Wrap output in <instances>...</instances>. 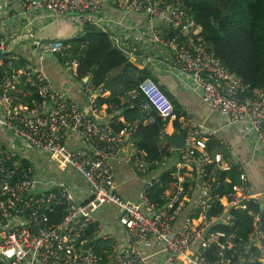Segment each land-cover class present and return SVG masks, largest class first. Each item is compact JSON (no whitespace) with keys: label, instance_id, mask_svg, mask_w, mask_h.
<instances>
[{"label":"built area","instance_id":"2783aa9c","mask_svg":"<svg viewBox=\"0 0 264 264\" xmlns=\"http://www.w3.org/2000/svg\"><path fill=\"white\" fill-rule=\"evenodd\" d=\"M16 1L27 12H47L50 17L76 15L79 36L85 26L96 27L110 36L130 63L137 65L142 59L143 68L150 66L152 72L173 76L184 87L198 91L211 111L232 123L245 124L247 134L264 149V90L248 92L242 79L220 61L183 0ZM108 2L125 15L148 18L149 26L132 42L124 43L120 35L129 30L122 21L103 13ZM26 37L21 41L27 43ZM138 41L161 55L142 54ZM18 42L15 38L14 43ZM32 45L41 54L60 56L93 106L110 95L94 83L91 74L79 79L80 62L72 58L65 41L35 40ZM166 52L171 54L169 60ZM0 67V264H150L142 247L148 246L151 238L161 245L165 264H264L260 211H249L254 227L248 241L214 229L234 227L233 210H248L251 203L262 205L259 196L250 193L248 175L240 173L231 191L217 194L222 184L208 167L214 165L223 173L234 168L224 152L208 151V143L220 139L219 130L200 123L187 108H182L178 116L152 80L140 85L142 103L133 102L138 93H130V108L138 107L141 114H146L142 122L125 123L120 115L125 127L116 131L111 122L100 119L94 110L82 108L66 91L58 89L46 71L29 61L22 62L1 31ZM153 110L164 121H178L180 130L186 129L184 148L177 151L176 181L171 188H165L160 178L165 162L148 160L139 148L138 125L154 124L156 120L150 115ZM73 135L81 142L77 149L69 145ZM167 136L165 128L164 143ZM224 148L231 151L229 145ZM31 150L47 158L45 169H37L25 155ZM125 158L145 178L137 202L117 192L114 164ZM48 165L55 171H49ZM69 170L88 186L82 200L78 189L56 177L58 171ZM226 183H231L230 178ZM158 189L163 190L160 201L152 199ZM195 190L199 191L198 201L185 214ZM108 205L119 210V224L126 229L127 240L114 253L104 252L103 257L96 253L95 241L108 240V234L97 214ZM214 209L218 212L209 216ZM93 227L95 231L89 237ZM213 247L217 248V260L210 262L207 254Z\"/></svg>","mask_w":264,"mask_h":264},{"label":"trees","instance_id":"16d2710c","mask_svg":"<svg viewBox=\"0 0 264 264\" xmlns=\"http://www.w3.org/2000/svg\"><path fill=\"white\" fill-rule=\"evenodd\" d=\"M185 8L203 27L205 40L211 46L220 61L232 72L236 73L248 86V92H260L264 90V0H183ZM69 44L72 58L80 62L78 69L79 79L91 74L97 86H103L110 92L105 98L98 99L100 105H109L122 111L121 116L125 123L134 124L146 116L141 114L138 107L130 108L132 99L130 93L136 92L139 97L133 102L139 104L144 101L140 93V85L150 79L173 104L178 116L182 106L165 86L159 84L154 73L148 69L130 63L113 43L110 36L104 34L94 26H85L84 34L65 42ZM3 76V68L0 67V80ZM150 115L155 118L154 124L140 123L137 129L139 148L147 154L148 160H156L160 164L174 156L171 145L163 144V132L168 121L161 119L155 110ZM111 125L116 131L124 129L125 124L119 117L111 119ZM175 136L181 132V125L175 122ZM210 153L224 151L221 142L214 139L208 143ZM209 171H215L216 177L221 182L217 194L224 195L231 191L233 185L239 182L240 172L237 169L229 173L219 172L214 165L208 167ZM175 166L165 170L161 174V180L166 187L171 188L175 180ZM230 178L231 183H226ZM164 190V188H163ZM162 189H158L153 200H161ZM260 203H251L248 210H233L235 219L234 227L217 226L227 234H234L236 238L249 239L253 231L254 218L249 215L250 210L261 212ZM218 212L214 209L209 213L213 216ZM95 231V227L89 232V237ZM113 243L110 240L95 241L96 253L113 251ZM210 262L217 260V248L213 247L207 254Z\"/></svg>","mask_w":264,"mask_h":264},{"label":"crops","instance_id":"0c3cea01","mask_svg":"<svg viewBox=\"0 0 264 264\" xmlns=\"http://www.w3.org/2000/svg\"><path fill=\"white\" fill-rule=\"evenodd\" d=\"M103 13L114 21H122L128 28L129 32L120 35L124 43L132 42L139 31H143L149 26L148 18L135 13L125 15L115 9L110 2L104 5ZM74 16L76 17V15L68 14L63 17H50L47 12H27L16 0H0V31L3 38L7 40V43L13 49V53L21 57L22 62L29 61L35 67L46 71L54 85L58 89L66 91L71 100L79 106L90 112L94 110V114L99 116L100 119L111 122V119L114 117H120L121 110L106 104L100 105L96 103L93 106V102L80 89V83L77 82L78 79H75V81L72 79L73 76L65 67L62 58L58 55L41 54L32 45V42L35 40L49 41L61 39L68 42L79 36L80 28L77 24V17L74 18ZM24 36H27V43L21 41ZM15 38L19 40L16 44L14 43ZM138 42L142 54L161 55V52L156 51L150 45H145L141 41ZM166 53L165 58L169 60L171 54L170 52ZM141 60H139L138 65L141 69H145L140 65ZM162 67L163 65L160 66V68ZM146 68L148 70L151 69L150 66ZM154 76H156L159 84L165 86L175 97L182 108H187L191 111L196 120L210 129L219 130L220 139L217 141L222 143L223 148L225 145L231 147L230 152L225 151V148L222 151L225 158L237 171L248 175L250 193L258 195L260 202L264 206V149L255 142L252 135L247 134V126L243 123H232L228 117L211 111L203 103L201 94L198 91L184 87L173 76L165 73H154ZM174 126L175 122L168 123L166 127L167 137L175 136ZM69 145L72 149L80 147L81 142L79 137L73 135L69 141ZM174 153V156L165 161L166 166L161 169V174L178 163V152ZM25 155L28 158L31 157L37 169L42 170L47 166V158L34 150L28 151ZM135 169V164L127 161L126 158L120 164H114L117 192L124 199L133 202L139 201L140 192L145 185V178L139 176ZM48 170L55 171V168L53 165H48ZM56 177L76 189L82 187L84 193L88 191L85 181L70 170L64 173L58 171ZM81 193L80 191L78 194L79 198L81 197ZM198 198L199 191L195 190L185 214L193 210ZM82 199L84 198L81 197L80 200ZM97 216L106 227L108 240L113 243L112 246L114 248L111 253H114L127 240L126 229L119 224V210L112 205H108L100 209ZM142 250L145 255L149 256L150 264H165V254L161 245L154 238H151L149 245L143 246Z\"/></svg>","mask_w":264,"mask_h":264},{"label":"water","instance_id":"95a60500","mask_svg":"<svg viewBox=\"0 0 264 264\" xmlns=\"http://www.w3.org/2000/svg\"><path fill=\"white\" fill-rule=\"evenodd\" d=\"M186 138V129L181 130L178 135L173 137H166V141L171 145L172 149L179 151L184 148ZM260 229L264 232V206H261V226ZM91 243H88L85 248H87Z\"/></svg>","mask_w":264,"mask_h":264},{"label":"rangeland","instance_id":"374dc122","mask_svg":"<svg viewBox=\"0 0 264 264\" xmlns=\"http://www.w3.org/2000/svg\"><path fill=\"white\" fill-rule=\"evenodd\" d=\"M74 18H76V17L74 16ZM78 190L82 192L81 193V197L85 198V193L83 192V188L82 187H79Z\"/></svg>","mask_w":264,"mask_h":264}]
</instances>
